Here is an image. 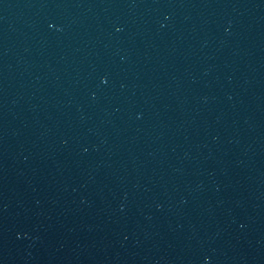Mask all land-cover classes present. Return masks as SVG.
Returning a JSON list of instances; mask_svg holds the SVG:
<instances>
[{
    "label": "water",
    "instance_id": "water-1",
    "mask_svg": "<svg viewBox=\"0 0 264 264\" xmlns=\"http://www.w3.org/2000/svg\"><path fill=\"white\" fill-rule=\"evenodd\" d=\"M0 84L264 149V0H0Z\"/></svg>",
    "mask_w": 264,
    "mask_h": 264
}]
</instances>
